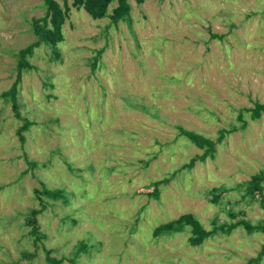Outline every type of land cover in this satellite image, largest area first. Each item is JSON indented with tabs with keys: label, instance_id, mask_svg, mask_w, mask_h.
<instances>
[{
	"label": "rangeland",
	"instance_id": "374dc122",
	"mask_svg": "<svg viewBox=\"0 0 264 264\" xmlns=\"http://www.w3.org/2000/svg\"><path fill=\"white\" fill-rule=\"evenodd\" d=\"M129 3L130 24L71 8L61 58L44 44L34 49L35 68L23 71L17 97L21 116L33 121L23 142L21 120L0 97V264H49L42 245L70 264L81 242L89 248L75 264H245L264 244L263 233L244 228L200 246L188 244L187 230L152 235L186 212L207 229L215 215L231 220L224 209L252 223L264 217L236 186L264 167V112L253 120L243 110L244 128L237 117L264 101V0ZM43 11L42 0H0V93L16 77L17 49L36 40L30 18ZM178 125L213 140L220 127L237 130L216 144L214 158L178 171L154 198L152 182L202 152ZM42 182L72 195L69 202L42 196L37 218L46 238L35 245L24 221L41 208L34 189ZM215 186L227 188L218 203L209 201Z\"/></svg>",
	"mask_w": 264,
	"mask_h": 264
},
{
	"label": "trees",
	"instance_id": "16d2710c",
	"mask_svg": "<svg viewBox=\"0 0 264 264\" xmlns=\"http://www.w3.org/2000/svg\"><path fill=\"white\" fill-rule=\"evenodd\" d=\"M116 2V6L111 7L109 12V6L111 3ZM137 4H141L144 0H134ZM163 1V0H158ZM44 11L41 16H32L29 20L31 31L36 37V40L27 43L25 46L17 49V62H16V77L10 87L0 93V97L3 98V101L11 103V109L13 110V115L20 119L22 124L17 127L18 139L23 142L25 137L23 132L29 130L33 125V121L29 120L26 117L21 116L19 111V104L17 102L19 84L21 82V76L24 70L34 69L35 66L31 64L28 57L33 55V51L36 47H39L41 44L49 47L51 49L52 58L60 59V52L58 50V43L63 40L62 26L65 23V20L69 16L71 8L75 9H84L88 15L93 19H101L108 17L110 21L116 24L120 20H126L131 22V4L129 0H62L60 3L59 0H42ZM210 36L213 38H222L223 34L210 33ZM101 49L97 51V54L90 61L92 69H95L97 62L100 59ZM143 107V106H142ZM145 111H148L147 107H143ZM243 110L249 112L251 119H259L264 112V101L260 102L258 100H253V105L250 107H241L238 110V119L242 121L241 127L244 128L246 125V120L243 117ZM151 115L156 117V114L152 113ZM237 130L236 126L230 128L220 127L218 129V135L215 140L205 136L201 133H198L193 130H188L180 125H178V133L184 135L189 142H191L198 149H201L202 152L191 157L187 162H185L178 170H175L162 179L156 180L151 183L153 188L148 195L158 198L159 196V185L167 184L176 173L182 169L190 170L197 161L205 162L207 158H214L216 152V144L221 143L226 135L231 131ZM28 167H34L36 165L35 161L27 160ZM148 163V160L145 161ZM69 167H70V163ZM27 170L23 171V174ZM264 167L261 168L257 173H254L248 180L237 184V187L243 188L242 198H248V200H255L259 202V205L264 209ZM42 186L40 189H34L35 196L41 201V208H31L30 211L25 215L24 224L29 227L28 233L32 238L33 244L42 243L46 238V234L40 230V224L37 218V215L42 212L45 207L42 196H45L50 199L59 200L63 202H69V197L72 195V192H68L64 187H55L48 188L44 182L41 183ZM227 188L224 186H215L212 187L210 192L211 197L209 201L212 203H218L223 192ZM225 214L231 218V220H223L219 222V217L215 215L211 219V227L209 229L205 228L203 223L192 213L186 212L182 213L179 216L169 219L165 222H162L155 226L152 230V235L154 238L160 236H172L176 233H182L187 230L189 235L187 237V242L191 246H200L205 239L213 237L217 234H230L232 230L236 228H244L246 233H257L261 232L264 234V217L258 220L255 223L250 222L249 220L240 217L242 214L241 210L233 211L231 209H224ZM44 254L45 260L49 264H60L62 259H57L51 255L52 250L46 248L44 245L41 246ZM89 248L84 242H81L73 251V257L69 259L70 264H75V259L79 254V250L86 251ZM35 255V252L24 251L22 257L32 259ZM264 256V244L261 245L257 255L247 259L245 264H259L262 257Z\"/></svg>",
	"mask_w": 264,
	"mask_h": 264
}]
</instances>
